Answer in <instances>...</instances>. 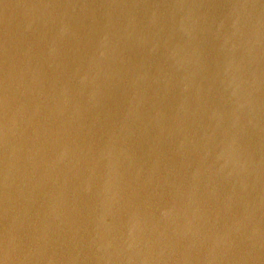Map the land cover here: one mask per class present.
Listing matches in <instances>:
<instances>
[{
    "label": "water",
    "instance_id": "water-1",
    "mask_svg": "<svg viewBox=\"0 0 264 264\" xmlns=\"http://www.w3.org/2000/svg\"><path fill=\"white\" fill-rule=\"evenodd\" d=\"M0 264H264V0H0Z\"/></svg>",
    "mask_w": 264,
    "mask_h": 264
}]
</instances>
